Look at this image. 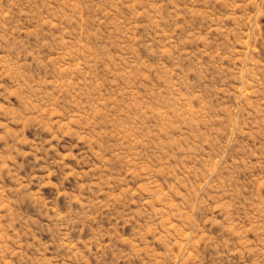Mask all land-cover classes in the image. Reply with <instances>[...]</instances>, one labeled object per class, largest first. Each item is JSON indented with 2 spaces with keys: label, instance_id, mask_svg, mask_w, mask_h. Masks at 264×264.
<instances>
[{
  "label": "rangeland",
  "instance_id": "rangeland-1",
  "mask_svg": "<svg viewBox=\"0 0 264 264\" xmlns=\"http://www.w3.org/2000/svg\"><path fill=\"white\" fill-rule=\"evenodd\" d=\"M0 264H264V0H0Z\"/></svg>",
  "mask_w": 264,
  "mask_h": 264
}]
</instances>
